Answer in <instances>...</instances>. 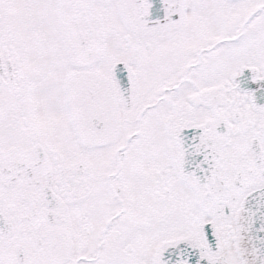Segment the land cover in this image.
<instances>
[{
  "label": "snow or ice",
  "instance_id": "snow-or-ice-1",
  "mask_svg": "<svg viewBox=\"0 0 264 264\" xmlns=\"http://www.w3.org/2000/svg\"><path fill=\"white\" fill-rule=\"evenodd\" d=\"M0 264H264V0H0Z\"/></svg>",
  "mask_w": 264,
  "mask_h": 264
}]
</instances>
